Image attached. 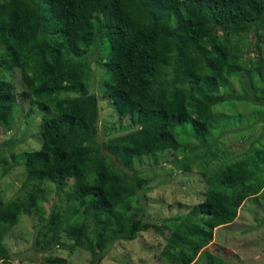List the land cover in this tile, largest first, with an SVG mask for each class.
Masks as SVG:
<instances>
[{
	"label": "trees",
	"instance_id": "16d2710c",
	"mask_svg": "<svg viewBox=\"0 0 264 264\" xmlns=\"http://www.w3.org/2000/svg\"><path fill=\"white\" fill-rule=\"evenodd\" d=\"M95 64L124 133H99ZM23 101L41 113L42 142L18 154L3 146L0 159L4 151L17 156L22 187L34 193L23 211L38 215L37 250L77 247L99 264L115 241L154 230L168 231L161 253L176 264L201 254L207 264H234L203 248L264 190V145L213 171L207 164L214 131L230 120L219 106L252 101L264 111V0H0L1 131L13 128ZM165 150L180 171L200 167L206 186L186 216L158 224L141 214L149 179L136 162H155ZM51 186L63 211L45 210ZM6 205L0 195V213ZM11 258L0 241V259Z\"/></svg>",
	"mask_w": 264,
	"mask_h": 264
},
{
	"label": "rangeland",
	"instance_id": "374dc122",
	"mask_svg": "<svg viewBox=\"0 0 264 264\" xmlns=\"http://www.w3.org/2000/svg\"><path fill=\"white\" fill-rule=\"evenodd\" d=\"M94 59L95 55H91L90 60ZM94 67L92 84L99 103V133L105 138L124 133L123 130L127 128L123 130L118 128L120 124L115 110L108 98L104 97L103 90L97 82L102 77L104 69L96 64ZM12 80L15 91L20 92L22 85L18 70L13 72ZM233 88L235 92L240 91L237 81H234ZM60 96L62 94H54L49 98L56 99ZM228 106L234 107L235 111L230 113L231 109ZM217 109L219 115H231L230 120L222 124V129L214 131L215 135L218 134L217 142L215 141L212 146L216 156L207 164L209 171L217 169L225 161L245 155L246 152L251 153L264 145V111L259 110L257 104L252 101H234ZM40 120V111L35 109L29 112L28 101H23L13 128L8 132L0 130V152L3 146L12 148L16 154L38 148L42 142ZM123 125H126V122ZM162 153L155 162L154 157H145L136 162V167L145 168L141 173L149 179L146 184L149 189L140 200L143 207L141 214L158 224L165 217L186 216L191 207L203 199L206 186L200 167L191 171H180L173 153L169 150ZM2 154V158L7 161L0 159V195L7 205L0 213V241L12 254V258L9 263H4L0 259V264H59L45 261L48 254L51 257L64 258L62 264H89V252L77 247L70 254L67 247H55L46 252L35 248L39 218L36 214L23 211L34 193L22 187L24 172L18 157H9L8 151ZM199 163L197 160L196 166ZM9 164L10 168L3 173L4 167ZM49 188L47 199L43 203L45 210L48 211L52 204H56L62 207L63 211L66 203L56 197L54 186ZM167 234L168 231L160 234L148 230L139 232L137 238L133 240L119 239L114 242L109 253L99 264H176L161 253ZM203 250L216 253L234 264H264V190L259 195L245 200L232 223L216 227L212 241ZM194 264H207L205 256L199 255Z\"/></svg>",
	"mask_w": 264,
	"mask_h": 264
}]
</instances>
